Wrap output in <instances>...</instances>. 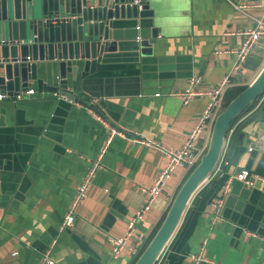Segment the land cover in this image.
<instances>
[{
  "label": "crops",
  "instance_id": "1",
  "mask_svg": "<svg viewBox=\"0 0 264 264\" xmlns=\"http://www.w3.org/2000/svg\"><path fill=\"white\" fill-rule=\"evenodd\" d=\"M147 1L152 24L148 18L110 20L115 51L106 52L102 63L98 56L92 72L80 75V63L69 85L76 100L37 91L33 82L27 87L32 94L0 99V264H38L52 239V264H133L190 171L173 170L154 203L134 221L124 248L111 257L106 237L121 235L144 202L140 187H149L165 162L160 151L140 140L179 148L209 100L207 91L228 75L226 98L263 67L260 35L233 68L242 33L261 28L255 19L262 10L252 5L264 0ZM232 4L245 7L239 11ZM141 41L152 44V55ZM158 55L168 60L158 63ZM196 75L201 79L193 89L202 94L181 103L178 93ZM111 127L120 134L110 137L72 226L57 233ZM210 129L206 125L200 132L204 147ZM215 168L225 176L247 169L264 178V92L229 125ZM223 181L213 177L193 193L155 264H194L202 239L201 256L209 263L201 264L263 263L264 181L245 187L233 180L220 195ZM219 197L211 222L210 202ZM137 233L143 239L136 246Z\"/></svg>",
  "mask_w": 264,
  "mask_h": 264
},
{
  "label": "water",
  "instance_id": "2",
  "mask_svg": "<svg viewBox=\"0 0 264 264\" xmlns=\"http://www.w3.org/2000/svg\"><path fill=\"white\" fill-rule=\"evenodd\" d=\"M130 2L0 0V93L14 99L33 82L37 91L76 100L69 85L75 80L80 63V75L92 72L98 56L102 63L106 52L115 51L110 20L148 18L152 24L154 13L149 1L139 0L140 8ZM150 32L154 36L157 28L152 25ZM140 45H148L147 54L152 55V44L141 41ZM155 58L158 63L168 60L161 55ZM263 91L264 65L215 115L204 153L174 194L160 225L133 264L156 263L189 199L214 168L229 125Z\"/></svg>",
  "mask_w": 264,
  "mask_h": 264
},
{
  "label": "built area",
  "instance_id": "3",
  "mask_svg": "<svg viewBox=\"0 0 264 264\" xmlns=\"http://www.w3.org/2000/svg\"><path fill=\"white\" fill-rule=\"evenodd\" d=\"M131 3L135 4L137 8H140L139 0H131L130 4ZM232 6L239 11H242V9L245 7V5H235V4H232ZM252 6L262 10L261 14L255 19L256 23L259 24L261 28L242 33L244 35V39L241 45L238 47V49L234 51L236 56V62L233 68H236L238 63L247 53L248 49L252 46V44L258 39V37L260 35H264V2ZM135 30H138V26H135ZM135 39L139 40V37L135 36ZM200 79L201 78L198 75L191 76L188 79L187 87L182 92L178 93V95L181 98V103L187 102L194 95L202 94V92L193 89V87L199 83ZM228 83H229L228 75H225L217 84V86L214 87V89L206 92V94L209 95V100L205 105V107L203 108L197 121L187 132L179 148L170 149L153 141H147L144 139L140 140V143L160 151L165 157V162L163 166L158 170L151 185L147 188L140 187V191L144 194V202L140 207V209L134 211L132 215L129 217L121 235L106 237V240L109 244V252L111 257H116L117 254L124 248L126 239L130 237L134 231V225H133L134 221L136 219L141 218L142 215L154 203L155 199L157 198L158 194L164 187L166 181L172 174L173 170L179 166L186 167L191 170L198 163L200 156L204 153L206 149V147L200 144L199 141L200 132L202 128L206 125L211 127L215 115L223 108V93ZM32 92L33 89H26L24 91H20L15 95V98L13 100L20 99L22 94L29 95L32 94ZM4 97H5L4 94L0 93V99ZM96 118L100 120L102 124L107 125L104 119H101L97 115ZM114 134H120V132L114 129L113 127H111L108 137L104 141V144L102 145L99 153L87 165L82 178L75 187L73 196L67 207V210L57 226V233L62 232L63 230L72 226L75 219V208L77 204L85 197V193L91 183V179L95 171L101 165L102 154L109 142L110 137ZM215 166L203 183L208 182L213 177H216L217 179H222L224 177V181L221 184L220 195L226 194L228 190V185L233 180L240 182L245 187H252L255 181L257 180L264 181V178L248 171L247 169H240L232 173H229L225 176V174H223V170L220 168L216 169ZM220 199L221 197L217 198L215 202H210V206L213 210L212 211L213 219L211 222H213L214 219L217 217V212L222 203L220 202ZM142 239H143V234L137 233L135 245L137 246ZM52 242L53 239L51 240L49 246L41 253L38 264H52V261L49 258V251ZM204 243H205V239H202L198 246L197 254L192 257L194 264L209 263L207 259L201 256V251L204 246ZM262 264H264V261Z\"/></svg>",
  "mask_w": 264,
  "mask_h": 264
},
{
  "label": "trees",
  "instance_id": "4",
  "mask_svg": "<svg viewBox=\"0 0 264 264\" xmlns=\"http://www.w3.org/2000/svg\"><path fill=\"white\" fill-rule=\"evenodd\" d=\"M242 89H243V87L236 88V89H234V90L231 92L230 96H227L226 98H223V107L225 106V104H227V102H229L230 99H232V98H233V97H234L239 91H241ZM263 92H264V91H263ZM263 92H262V93H263ZM262 93H261V94H262ZM261 94H260V95H261ZM260 95H259L258 97H260ZM258 97H257V98H258ZM257 98H256V99H257ZM256 99H255V100H256ZM255 100H254V101H255ZM254 101H253V102H254ZM253 102H251L249 105H251ZM248 107H249V106H247V108H248ZM247 108H246V109H247ZM246 109H245V110H246ZM231 123H232V122H231ZM226 132H227V131H226ZM226 132H225V134H226ZM225 134H224V135H225Z\"/></svg>",
  "mask_w": 264,
  "mask_h": 264
}]
</instances>
